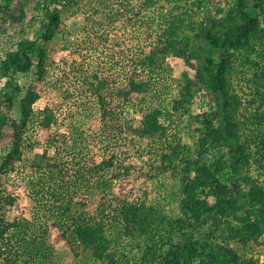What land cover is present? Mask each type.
Returning a JSON list of instances; mask_svg holds the SVG:
<instances>
[{"label": "trees", "instance_id": "16d2710c", "mask_svg": "<svg viewBox=\"0 0 264 264\" xmlns=\"http://www.w3.org/2000/svg\"><path fill=\"white\" fill-rule=\"evenodd\" d=\"M25 1L0 0L1 24L9 19L19 23ZM62 1H37L40 14L32 18L26 31L20 29L13 48L5 49L0 57V75L6 77L0 90V140L8 122L3 106L10 108L19 100L21 107L20 121L10 120L14 138L10 151L1 157V166L17 152L22 140L19 127L25 125L30 104L38 98L29 86L23 94L17 76L34 66L36 79L43 77L46 52L42 44L52 38L60 22L56 8ZM173 1L180 8L177 13L162 15L155 31H143L145 43L137 53L141 57L128 55L127 64L134 67L125 65V85L118 87L113 83L109 87V80L103 77L95 87L103 114L118 117L113 115L118 103L111 96H120L126 102L143 101L152 92L154 83L140 75L161 67L168 55H173L182 59L184 68L172 79L176 80L179 95L172 97V114L191 105L196 88L204 89L213 98L214 106L195 115L202 117V135L193 158L184 166L178 216L169 220L156 205H147L145 199L138 197L130 200L119 191L131 165L119 162L114 182L113 177L99 179L105 168L117 164L114 154L74 172H68L61 161L53 158L39 159L33 161L36 171L49 170L41 185L56 201L66 198L59 219L48 220L49 227L56 230L51 231L52 239L58 243L73 240L90 247L96 258L109 257L108 242L112 239L107 240L103 222L89 210L99 200L97 209L101 216L119 209L121 231L115 225L109 227L124 237L145 236L149 240L144 254L153 264H264V0ZM16 2L20 4L18 16L13 12ZM141 4L143 10L135 16L139 23L148 25L155 16L159 19V15H147L148 0ZM103 40L107 41V37ZM138 63L139 70L135 67ZM238 68V74L244 73L246 77L248 97L231 87V77ZM102 89L109 95H102ZM41 112L39 130L51 143L49 126L55 118L46 107ZM160 113L157 107L143 111L139 133L165 135L167 128L158 121ZM174 148L170 146L171 151ZM167 158L162 153L161 159ZM192 167L194 175L189 174ZM224 170L227 181L220 178ZM67 189L68 194L63 193ZM9 226L0 221V242ZM201 229L205 230L203 235L195 237L194 233ZM170 234L179 236L183 242L164 248V238H171ZM120 235L114 236L115 240ZM0 256L6 258L1 250ZM6 260L10 262L8 257ZM111 262L116 264L114 260Z\"/></svg>", "mask_w": 264, "mask_h": 264}, {"label": "rangeland", "instance_id": "374dc122", "mask_svg": "<svg viewBox=\"0 0 264 264\" xmlns=\"http://www.w3.org/2000/svg\"><path fill=\"white\" fill-rule=\"evenodd\" d=\"M37 1L42 0L22 3L24 14L19 23L9 19L1 24L0 16V57L5 49L13 48L21 34L20 29L25 30L32 18L40 14L36 9ZM142 2L63 0L56 8L60 22L52 38L42 44L46 52L43 77L36 79L34 66L31 71L17 76L23 94L29 86L38 98L30 104L25 125L19 127L22 140L17 152L12 160L1 166V157L10 151L14 138L10 120L19 122L21 118L19 100L10 108L3 106L8 122L0 140V221L10 226L0 242V250L10 262L0 256V264H113V260L116 264H153L144 254L149 240L145 236L120 235L119 209L101 216L97 209L99 200L89 210L99 222H103V234L107 240L112 239L108 242L109 257L96 258L90 247L73 240L54 242L51 231L55 228L49 227L48 220L59 219L66 198L56 201L40 183L47 178L49 170L40 168L36 171L33 166L35 160L53 158L61 161L68 172H74L114 154L117 164L105 168L99 179L113 177L114 182L118 163L131 165V172L122 179L119 191L130 200L138 197L145 199L147 205H156L160 214L169 220L178 216L184 166L193 158V151L198 149V138L202 135V117L195 118V115L214 106L213 98L204 89L196 88L191 105L172 114V97H179L176 80L172 79L184 68L182 59L173 55H168L161 67L140 75L154 83L152 92L143 101L126 102L120 96H111L112 101L118 103L113 114L118 117L103 114L95 87L103 77L109 80V87L113 83L124 86L128 55L141 57L137 53L145 43L143 31H155L162 15L177 13L180 9L173 0H148L147 15H159V19L155 16L153 22L144 25L135 19L137 11L143 10ZM15 5L13 12L18 16L20 4L16 2ZM154 9L156 12L153 13ZM104 36L107 41L103 40ZM133 67L128 65L130 69ZM135 67L139 70L141 65L138 63ZM239 69L231 77V87L248 97L246 77L244 73L238 74ZM5 80L6 77L0 75V90ZM106 91L102 89V95L107 96ZM45 107L55 118L49 126V134L53 137L51 143L47 142L38 124ZM154 107L161 110L158 121L165 125L167 133L162 136L142 135L139 133L142 113ZM171 121L174 122L172 125ZM170 146L175 148L171 151ZM162 153L168 158L162 160ZM225 172L220 174L223 181H227ZM194 173L195 167H192L189 174ZM91 179L94 180V176L91 175ZM64 192L68 194L69 189ZM109 225L117 226L120 231ZM200 231L194 233L195 237L202 236L205 230ZM117 234L119 240H115ZM170 235L171 238H164V248L183 242L179 236Z\"/></svg>", "mask_w": 264, "mask_h": 264}]
</instances>
